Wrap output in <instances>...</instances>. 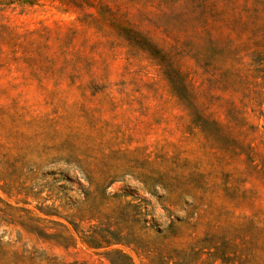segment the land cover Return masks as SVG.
<instances>
[{
    "label": "rangeland",
    "instance_id": "1",
    "mask_svg": "<svg viewBox=\"0 0 264 264\" xmlns=\"http://www.w3.org/2000/svg\"><path fill=\"white\" fill-rule=\"evenodd\" d=\"M0 198L24 264H264V0H0Z\"/></svg>",
    "mask_w": 264,
    "mask_h": 264
},
{
    "label": "trees",
    "instance_id": "2",
    "mask_svg": "<svg viewBox=\"0 0 264 264\" xmlns=\"http://www.w3.org/2000/svg\"><path fill=\"white\" fill-rule=\"evenodd\" d=\"M160 1L166 5H170V3H172V0H158V4H161ZM0 202L4 203V200L0 198ZM5 217V210L0 208V224L19 225L27 234H31L37 239H41L43 237L37 229H39L38 223L40 220L45 218L27 215V220L30 222H26L23 217L19 218L18 220H8ZM67 237L69 239L73 238L71 234H69ZM54 239L58 244L60 243V240L57 238ZM62 245L64 246V244ZM102 253L110 264H136L131 256L121 248L105 246V250ZM26 261L30 263L35 261L34 250L30 251L25 248L19 249L16 245V241L13 243L4 241L2 236H0V264H24Z\"/></svg>",
    "mask_w": 264,
    "mask_h": 264
}]
</instances>
